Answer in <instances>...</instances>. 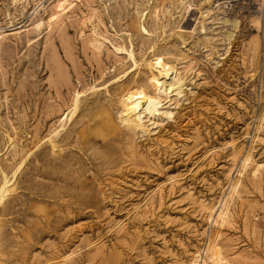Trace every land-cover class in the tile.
<instances>
[{
	"label": "rangeland",
	"instance_id": "rangeland-1",
	"mask_svg": "<svg viewBox=\"0 0 264 264\" xmlns=\"http://www.w3.org/2000/svg\"><path fill=\"white\" fill-rule=\"evenodd\" d=\"M0 36V264H264V0H0Z\"/></svg>",
	"mask_w": 264,
	"mask_h": 264
},
{
	"label": "bare ground",
	"instance_id": "bare-ground-1",
	"mask_svg": "<svg viewBox=\"0 0 264 264\" xmlns=\"http://www.w3.org/2000/svg\"><path fill=\"white\" fill-rule=\"evenodd\" d=\"M0 37H2V36H0ZM170 64H172V63H170ZM147 66L152 70L156 69L158 71V74L153 73V79H154L153 84L159 92H163L167 97H171L172 94H174L175 96L180 94V90H181L180 83L181 82H180V80H178V77H177L178 71L175 68L176 65L175 66H173V64H172V66L169 65L162 56H159L155 60L148 62ZM152 72H154V71H152ZM171 77H172V79H171ZM168 78L171 79L172 81L168 82V80H169ZM145 89H146V87H145ZM145 89H144V87L140 86L139 88H134V89H130V90L126 91V93L123 95L122 102H121L123 104L122 122L124 123V125L128 126L131 129H135V128H137L138 125H141L143 123L144 119L146 117H148L149 115H152L155 111L157 112L158 107L161 105V101L159 98L161 96L158 97L157 94H152L150 92H147L146 91L147 89L146 90ZM148 91H149V89H148ZM238 184H239V182H238ZM235 191H236V189H235ZM224 207H225V204L223 205V208L220 211L219 216H222V217L224 216V212H225ZM211 212H213V211L211 210ZM215 257H217V255ZM212 258H213L212 260H214L215 264H220V260L218 258L217 259H215L214 257H212ZM193 264H196V262H194Z\"/></svg>",
	"mask_w": 264,
	"mask_h": 264
}]
</instances>
